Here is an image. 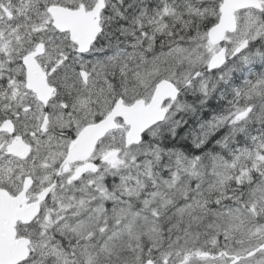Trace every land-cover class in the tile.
<instances>
[{
	"label": "snow or ice",
	"instance_id": "1",
	"mask_svg": "<svg viewBox=\"0 0 264 264\" xmlns=\"http://www.w3.org/2000/svg\"><path fill=\"white\" fill-rule=\"evenodd\" d=\"M0 264H264V0H0Z\"/></svg>",
	"mask_w": 264,
	"mask_h": 264
}]
</instances>
